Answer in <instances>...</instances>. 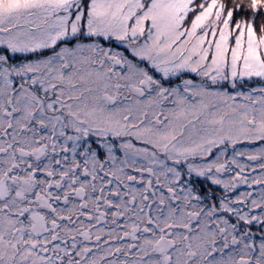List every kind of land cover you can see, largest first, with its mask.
<instances>
[{"label": "snow or ice", "instance_id": "6c2138e0", "mask_svg": "<svg viewBox=\"0 0 264 264\" xmlns=\"http://www.w3.org/2000/svg\"><path fill=\"white\" fill-rule=\"evenodd\" d=\"M0 264H264V0H0Z\"/></svg>", "mask_w": 264, "mask_h": 264}]
</instances>
